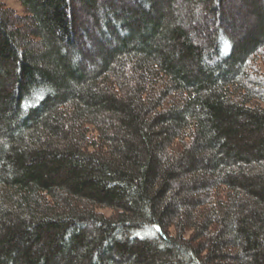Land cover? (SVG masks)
I'll return each mask as SVG.
<instances>
[{"label": "trees", "instance_id": "obj_1", "mask_svg": "<svg viewBox=\"0 0 264 264\" xmlns=\"http://www.w3.org/2000/svg\"><path fill=\"white\" fill-rule=\"evenodd\" d=\"M0 1V264H264V0Z\"/></svg>", "mask_w": 264, "mask_h": 264}, {"label": "rangeland", "instance_id": "obj_2", "mask_svg": "<svg viewBox=\"0 0 264 264\" xmlns=\"http://www.w3.org/2000/svg\"><path fill=\"white\" fill-rule=\"evenodd\" d=\"M3 2L7 7L15 10L18 14L22 15L23 12V7L20 3L19 0H0Z\"/></svg>", "mask_w": 264, "mask_h": 264}]
</instances>
